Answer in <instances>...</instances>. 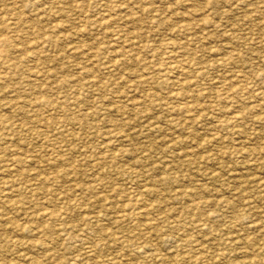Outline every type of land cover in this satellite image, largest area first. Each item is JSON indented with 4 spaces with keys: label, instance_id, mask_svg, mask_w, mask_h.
I'll return each instance as SVG.
<instances>
[{
    "label": "rangeland",
    "instance_id": "rangeland-1",
    "mask_svg": "<svg viewBox=\"0 0 264 264\" xmlns=\"http://www.w3.org/2000/svg\"><path fill=\"white\" fill-rule=\"evenodd\" d=\"M31 1L0 0V264H264V0Z\"/></svg>",
    "mask_w": 264,
    "mask_h": 264
},
{
    "label": "bare ground",
    "instance_id": "bare-ground-1",
    "mask_svg": "<svg viewBox=\"0 0 264 264\" xmlns=\"http://www.w3.org/2000/svg\"><path fill=\"white\" fill-rule=\"evenodd\" d=\"M12 1H13V0H12ZM15 1H17V0H15ZM18 1H19V0H18ZM23 1H24V4L27 3V2L25 3V0H23ZM32 1H34V0H32ZM32 1H31V3H33ZM35 1H36V0H35ZM35 1H34V2H35ZM44 1H45V0H44ZM47 1L51 2V1H53V0H51V1H50V0H46V2H47ZM99 1H100V0H99ZM101 1H102V0H101ZM101 1H100V2H101ZM37 2H40V1H37ZM55 2H57V0H55ZM103 2H104V1H103ZM106 2H107V1H106ZM106 2H105V3H106ZM20 3H21V2H20ZM22 3H23V2H22ZM52 3H53V2L50 3V6H51ZM29 4H30V3H29ZM40 4H43V3H40ZM44 4H45V3H44ZM56 4H57V3H56ZM58 4H59V3H58ZM100 4H102V2H101ZM7 5H8V4H7ZM34 5H35V3H34ZM46 5H47V4H46ZM188 5H189V4H188ZM17 6H19V5L17 4ZM29 6H30V5H29ZM41 6H42V5H41ZM48 6H49V5H48ZM57 6H58V5H57ZM8 7H9V6H8ZM10 7H11V6H10ZM14 7H15V6H14ZM26 7H27V6H26ZM126 7H127V6H126ZM16 8H18V7H16ZM16 8H15V9H16ZM34 8H36V7H34ZM48 8H49V7H48ZM54 8H55V7H54ZM54 8H53V9H54ZM118 8H119V7H118ZM120 8H121V7H120ZM26 9H27V8H26ZM30 9H32V8L30 7ZM38 9H39V8H38ZM53 9H52V10H53ZM105 9H106V8H105ZM105 9H104V10H105ZM127 9H128V8H127ZM130 9H131V8H130ZM8 10H9V9H8ZM13 10H14V9H13ZM20 10H21V9H20ZM22 10L24 11V9H22ZM44 10H49V11H50V8H49V9H44ZM54 10H55V9H54ZM106 10L108 11V9H106ZM120 10H121V9H120ZM9 11H10V10H9ZM25 11H27V10H25ZM124 11H126V10H124ZM130 11H131V10H130ZM7 12H8V11H7ZM10 12H12V11H10ZM32 12H33V11H32ZM44 12H45V11H44ZM46 12H48V11H46ZM52 12H54V11H52ZM103 12H104V11H103ZM103 12H102V13H103ZM126 12L128 13V11H126ZM36 13H37V15H39L37 11H36ZM42 13H43V12H42ZM105 13H106V11H105ZM105 13H104V14H105ZM130 13H131V12H130ZM7 14H8V13H7ZM14 14H15V13H14ZM26 14H27V13H26ZM46 14H47V13H46ZM0 15H1V13H0ZM17 15H18V14H17ZM17 15H16V16H17ZM22 15H23V14H22ZM49 15H50V14H49ZM56 15H57V14H56V12H55V16H56ZM63 15H64V13H63ZM67 15H68V14H67ZM67 15H66V16H67ZM23 16H24V15H23ZM28 16H29V15H28ZM18 17H19V16H18ZM25 17H26V16H25ZM34 17H35V16H34ZM47 17H48V16H47ZM100 17L102 18V16H100ZM0 18H1V17H0ZM36 18H37V17H36ZM42 18L44 19L45 17H42ZM7 19H9L8 16H7ZM7 19H6V20H7ZM14 19H15V17H14ZM22 19H23V18H22ZM24 19H25V18H24ZM45 19H46V18H45ZM109 19H110V18H109ZM15 20H16V19H15ZM51 20H52V18H51ZM113 20H114V19H113ZM113 20L111 21L112 23H114ZM38 21H39V20H38ZM38 21H36V23H37ZM40 21H42V20H41V17H40ZM40 21H39V22H40ZM44 21H45V20H43V22H44ZM47 21H48V20H47ZM49 21H50V20H49ZM114 21H115V20H114ZM18 22H19V21H18ZM29 22H30V21H29ZM104 22H105V21H104ZM108 22H109V21H108ZM117 22H118V21H117ZM14 24H17V22L14 23ZM24 24H25V23H24ZM26 24H27V20H26ZM31 24L34 25L33 22H32ZM56 24H57V23H56ZM58 24H59V23H58ZM107 24H108V23H107ZM107 24H106V25H107ZM8 25H9V24H8ZM10 25H11V24H10ZM18 25H19V23H18ZM37 25H38V24H37ZM41 25H42V24H41ZM41 25H40V26H41ZM59 25H60V24H59ZM6 26H7V25H6ZM12 26H13V25H12ZM15 26H16V25H15ZM15 26L12 27V30H13V28H14ZM40 26H39V27H40ZM54 26L57 27V25H54ZM10 27H11V26H10ZM19 27H20V26H19ZM31 27H32V26H31ZM58 27H59V26H58ZM58 27H57V28H58ZM54 28H55V27H54ZM8 29H9V28L7 27V30H8ZM19 29H20V28H19ZM44 29H45V28H44ZM2 30H3V29H2ZM55 30H56V29H55ZM80 30H81V29H80ZM80 30H79V31H80ZM3 31H4V30H3ZM16 31H17V30H16ZM79 31H78V32H79ZM30 32H31V31H30ZM48 32H49V31H47V33H48ZM55 32H56V31H55ZM28 33H29V32H28ZM51 33H52V31H51ZM26 34H27V32H26ZM26 34H25V35H26ZM43 34H44V33H43ZM53 35H54V33H53ZM57 35H58V33H57ZM36 36H37V33H36ZM24 37H25V36H24ZM37 37H38V36H37ZM47 38H50V37H47ZM38 39H39V37H38ZM40 39H41V37H40ZM45 39H46V38H45ZM128 39H129V38H128ZM6 40H8L7 37H3V38H2V41H6ZM46 41H47V40H46ZM10 42H11V41H10ZM10 42H8L9 45L11 44ZM55 42H56V41H54V43H55ZM132 42H133V41H132ZM1 43H3V42H1ZM5 43H6V42H5ZM47 43H48V42H47ZM50 43H51V42H50ZM52 43H53V42H52ZM128 43H129V41H128ZM128 43H127V44H128ZM36 44H37V43H36ZM39 44H40V42H39ZM42 44H43V43H42ZM130 44L133 46L132 43H130ZM5 45H6V44H5ZM46 45H47V44H46ZM61 45H62V44H61ZM52 46H53V45H52ZM1 47L3 48V46H1ZM5 47H6V46H5ZM5 47H4V48H5ZM10 47H11V46H10ZM45 47H46V46H45ZM70 47H71V46H70ZM35 48H36V46H35ZM43 48H44V47H43ZM52 48H53V47H52ZM59 48H61V47H59ZM143 48H144V47H143ZM31 49H33V48H31ZM64 49H65V48H64ZM70 49H72V48H70ZM145 49H146V48H145ZM0 50H1V49H0ZM4 50H5V49H4ZM44 50H45V49H44ZM56 50H57V49H56ZM60 50H62V49H60ZM2 53H3V52H2ZM4 53H5V52H4ZM41 53H42V52H41ZM44 53H45V52H44ZM73 54H74V53H73ZM43 55H44V54H43ZM3 56H5V55H3ZM169 56H170V55H169ZM64 57H65V56H64ZM0 58H1V57H0ZM8 59H9V58H8ZM1 62H2V61H1ZM3 64H7V63L5 62V63H3ZM42 64H43V63H42ZM42 64H41V65H42ZM44 64H45V63H44ZM106 64H107V63H106ZM118 64H119V63H118ZM9 65H10V64H9ZM3 66H4V65H3ZM6 66H7V65H5L4 67L6 68ZM115 66H116V65H115ZM12 67H13V65H12ZM41 67H43V66H41ZM108 67H110V66H108ZM111 68H112V67H111ZM42 69H43V68H42ZM107 70H108V69H107ZM41 74H42V73H41ZM53 74H54V73H53ZM25 78H26V77H25ZM36 78H37V77H36ZM5 79H6V77H5ZM8 79H10V78L8 77ZM67 79H68L67 81H69V78H67ZM76 79H77V78H76ZM1 80H4V79H1ZM77 80H78V79H77ZM27 81H29V80H27ZM78 81H79V80H78ZM32 82H33V81H32ZM59 83H60V82H59ZM60 84H61V83H60ZM65 84H66V83H65ZM67 84H68V83H67ZM27 85H28V84H27ZM63 85H64V84H63ZM28 86H29V85H28ZM37 86H39V85H37ZM34 88H35V87H34ZM30 89H32V88H30ZM43 91H44V89H43ZM35 93H36V92H35ZM38 98H39V97H38ZM110 101H111V100H110ZM37 102H38V101H37ZM41 102H42V101H41ZM44 102H45V101H44ZM47 102H49V101H47ZM31 104H32V103H31ZM42 104H43V103H42ZM64 104H65V103H64ZM48 107H49V106H48ZM184 107H186V106H184ZM184 107H183V109H184ZM187 107H188V105H187ZM50 108H51V107H50ZM118 108H119V107H118ZM186 109H187V108H186ZM190 109H191V108H190ZM183 112H184V111H183ZM185 112H186V110H185ZM187 112H188V111H187ZM192 112H193V111H192ZM16 113H17V112H16ZM16 113H15V114H16ZM184 114H185V113H184ZM191 114H193V113H191ZM53 115H54V114H53ZM90 115H92V114H90ZM120 115H121V114H120ZM186 115H187V114H186ZM64 116H65V115H64ZM89 117H90V116H89ZM189 117H190V115H189ZM52 118H53V117H52ZM190 118H191V117H190ZM2 119H3V118H2ZM109 119H110V118H109ZM6 120H7V119H6ZM66 120H67V119H66ZM2 121H3V120H2ZM3 122H4V121H3ZM58 122H59V121H58ZM66 122H67V121H65L64 123L66 124ZM112 122H113V121H112ZM4 123H5V122H4ZM62 123H63V121H62ZM64 123H63V124H64ZM67 123H68V122H67ZM113 123H114V122H113ZM117 123H118V122H117ZM63 124H62V126H63ZM1 125H3L2 122H1ZM114 125H115V124H114ZM117 125H118V124H117ZM2 127H3V126H2ZM4 127H5V126H4ZM8 127H9V126H8ZM6 128H7V127H6ZM3 129H4V128H3ZM7 129H8V128H7ZM69 130H70V129H69ZM69 132H70V131H69ZM69 132H67V134H68ZM109 132H110V131H109ZM72 133H73V131H72ZM110 133H111V132H110ZM4 134H5V133H4ZM118 135H119V134H118ZM118 135H117V136H118ZM69 136H70V135H69ZM114 136H115V135H114ZM119 136H120V135H119ZM72 137H73V136H72ZM122 137H123V136H122ZM1 139H2V138H1ZM80 139H81V138H80ZM12 140H13V139H12ZM71 141H72V140H71ZM120 141H121V140H120ZM3 143H4V142H3ZM5 143H6V142H5ZM107 143H108V142H107ZM48 144H49V143H48ZM110 145H111V144H110ZM51 147H52V146H51ZM11 150H12V149H11ZM68 151H69V150H68ZM55 153H56V152H55ZM11 154H12V153H11ZM67 155H68V154H67ZM117 156H118V154H117ZM13 157H14V156H13ZM17 157H18V156H17ZM17 157H16V158H17ZM107 157H108V156H107ZM111 157H112V156H111ZM113 158H114V157H113ZM19 160H20V159H19ZM52 160H53V159H52ZM57 161H58V160H57ZM51 164H52V163H51ZM51 166H52V165H51ZM51 166H50V167H51ZM5 169H6V168H5ZM30 172H31V171H30ZM13 174H14V173H13ZM55 174H56V173H55ZM28 175H29V174H28ZM34 175H35V174H34ZM1 176H2V175H1ZM24 176H25V174H24ZM20 177H21V176H20ZM16 178H17V177H16ZM51 179H52V178H51ZM0 180H1V179H0ZM55 183H56V180H55ZM5 184H7V183H5ZM8 184H10V183H8ZM16 186H17V185H16ZM13 188H14V187H13ZM13 188H12V189H13ZM6 191H7V190H6ZM8 192H9V191H8ZM6 196H7V193H6ZM61 196H63V194H62ZM1 198H2V197H1ZM5 198H6V197H5ZM105 199H107V198H105ZM1 200H2V199H1ZM3 200H4V199H3ZM3 204H4V203H3ZM7 205H8V204H7ZM8 206H9V205H8ZM8 206H7V207H8ZM2 208H3V207H2ZM15 208H16V207H15ZM12 211H13V210H12ZM63 212H64V211H63ZM2 214H3V213H2ZM16 214H17V213H16ZM43 214H44V213H43ZM16 223H17V222H16ZM35 228H36V227H35ZM64 228H65V227H64ZM20 229H21V228H20ZM38 230H39V229H38ZM41 231H42V230H41ZM58 231H59V230H58ZM42 232H43V231H42ZM50 232H51V231H50ZM62 232H64V231H62ZM62 232H61V233H62ZM71 232H72V231H71ZM39 233H40V232H39ZM44 233H45V232H43L42 234H44ZM52 233H53V232H52ZM42 234H40V235H42ZM36 235H37V234H36ZM44 235H45V234H44ZM57 235H58V234H57ZM75 235H76V234H75ZM75 235H74V236H75ZM47 236H48V235H47ZM35 237H37V236H35ZM42 237H45V236H42ZM48 237H49V236H48ZM16 240H17V239H16ZM20 242H21V241H20ZM35 242H36V241H35ZM44 243H45V242H44ZM34 245H35V244H34ZM33 247H34V246H33ZM49 248H50V247H49ZM33 249H34V248H33ZM31 253H32V252H31ZM22 256H23V255H22ZM24 256H25V255H24ZM24 256H23V258H24ZM27 256H28V255H27ZM30 259H31V258H30ZM32 259H33V258H32ZM36 259H37V258H36ZM28 260H29V259H28ZM28 262H29V261H28ZM28 264H29V263H28ZM33 264H34V263H33Z\"/></svg>",
    "mask_w": 264,
    "mask_h": 264
}]
</instances>
